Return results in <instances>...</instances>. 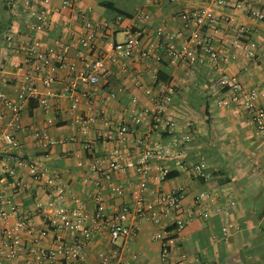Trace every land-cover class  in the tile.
<instances>
[{
	"label": "crops",
	"instance_id": "0c3cea01",
	"mask_svg": "<svg viewBox=\"0 0 264 264\" xmlns=\"http://www.w3.org/2000/svg\"><path fill=\"white\" fill-rule=\"evenodd\" d=\"M26 1L0 0V91L9 94L17 91L24 74L32 69L20 46L29 22L35 19L33 10L43 0H30V5ZM228 1L225 5L219 0H81L84 16L63 8L62 0L49 1L52 26L36 36L48 49L70 35L65 52L76 68L58 67L49 85L37 79L35 95L23 105L17 150L38 165L42 180H36L27 168L16 167L0 151V208L9 213L0 217V234L23 216L34 233L19 230L26 246L43 230L47 234L38 245L44 247H52L56 237L70 242L82 237L80 231L48 227L37 208L40 200L52 196L53 186L47 179L53 177L64 189L65 205L82 209L92 231L84 259L73 264H101L100 253L113 255L114 245L108 221L97 220L95 211L100 202L108 215L118 205L134 203L139 175L126 164L141 153L144 141L171 148L164 160L153 162L146 203L161 208L155 191L168 193L184 187L185 196L162 224L132 214L127 224H136L138 233L118 241L120 248L126 246L111 264H264V168L254 157L257 150L264 156V136L256 135L252 112L240 101L229 107L218 103L232 97L231 89L221 83L222 75L228 74L257 89V103L264 108V18L254 14L264 11V0ZM204 6L213 7L215 20L203 28L201 45L223 52L220 71L202 53V46L196 61L174 62L170 54L169 48L178 46L189 32L182 13ZM89 21L98 29L93 51L77 42ZM130 24L142 32L148 53L113 62L111 42L122 41ZM252 40L258 43L255 57L246 53ZM98 55L107 57V76L99 84L81 81L78 72L83 61ZM74 93L79 99L76 107L72 106ZM42 98L47 99L46 107ZM88 115L98 119L85 127L78 119ZM122 125L129 131L122 133ZM38 129L48 131L49 145L35 139ZM112 156L121 167L99 178L94 164ZM202 162L207 164L208 177L195 170ZM203 191L213 199H199ZM202 211L210 214L202 216ZM177 219L184 221L182 226ZM229 222L233 226L225 234L223 227ZM164 227L174 238L166 255L162 240L156 237ZM31 260L26 253L16 263L0 255V264H33Z\"/></svg>",
	"mask_w": 264,
	"mask_h": 264
},
{
	"label": "built area",
	"instance_id": "2783aa9c",
	"mask_svg": "<svg viewBox=\"0 0 264 264\" xmlns=\"http://www.w3.org/2000/svg\"><path fill=\"white\" fill-rule=\"evenodd\" d=\"M50 0H43L36 10H33L35 19L29 22V32L21 42V50L26 53L29 69L19 83V88L13 94L0 91V151L4 152L7 160L14 161L16 167L27 168L30 174L36 180H42L43 173L35 162L23 157L18 152V141L16 139V131L22 128L21 114L24 103L36 93V80L41 79L45 84L49 85L55 80V72L58 67L68 65L71 69L76 68V63H69L65 52L66 45L72 40L70 35L62 36L55 45L48 49L42 48V43L38 39L37 32L47 31L51 28L52 22L48 16L47 4ZM220 3L228 5V0H219ZM31 1L27 0L26 4L30 5ZM62 7L68 9H76L80 15L84 16V9L81 6V0H62ZM257 17L264 18V11H254ZM141 17H147L141 14ZM189 32L185 39L179 42L178 46L170 47L171 58L174 62L187 60L196 61L200 52L209 56L216 70H221V62L224 60L223 52L209 44L201 45L202 30L207 23L215 20V11L211 6H204L194 10L182 13ZM71 38V40H70ZM7 39L11 40L12 35L8 34ZM98 29L97 26L89 21L85 24V31L82 32L77 42L89 50L97 48ZM111 45L114 54L110 58L113 62H118L123 58L133 57L136 53H148L145 49L142 32L136 24L126 25L124 28V39L122 41H113ZM199 46L201 47L198 49ZM258 43L254 40L250 41L246 46V53L249 57L257 56ZM222 72V71H221ZM108 74L107 57L98 55L93 58L85 59L83 67L78 72V78L89 84H99ZM223 86H228L232 91V97L223 98L218 103L229 107L233 101H240L246 109L252 112L253 120L256 124V135L264 136V108L258 105V91L244 85L236 76L223 74L221 78ZM73 107L78 103L76 93L72 95ZM41 103L47 106V99L42 98ZM98 119L97 115L82 116L78 120L87 127L90 123ZM51 121V120H50ZM122 133L129 131L127 125L120 127ZM34 137L43 145L47 146L51 143L49 133L46 129H38L34 132ZM186 140H190V136H186ZM141 153L133 161H129L126 165L133 166L139 175V188L134 190V203L122 204L114 207L111 215L107 214L106 206L100 202L95 211L97 220H107L111 242L114 245L113 255L105 252L100 253L101 264H111L112 258L116 257L119 249L126 246H118V241L129 236H135L138 233L136 224H127L132 214L147 216L156 224H162L166 215L181 205L185 196L184 187L178 188L173 192L159 193L153 192L155 199L161 208H156L153 204H147L145 199V191L148 186V174H150L153 162L164 160L170 154V146L167 144L148 145L141 141ZM254 157L260 159L262 168H264V156L257 150L254 151ZM121 167V163L116 156H112L107 162H98L94 164V170L99 178L108 177L113 171ZM198 175L208 177L207 164L205 162L195 165ZM161 171L165 174L167 171L161 167ZM47 183L53 186L52 196L47 200H40L37 208L42 212L43 219L48 227L54 229H70L80 231L82 237L76 241L70 242L62 237H56L52 247L39 246L40 238L47 234L43 230L40 234L33 236V240L29 246H26L23 238L19 234L20 229L26 230L34 235L32 227L29 225L27 218L19 216L13 227H4L0 234V255L9 261L16 263L20 256L24 253L31 256L33 264H73L81 261L85 257V247L87 240L91 235V228L84 222V211L82 209H69L64 203V189L58 185L53 177L47 179ZM100 185V179L97 181ZM121 192L120 188H116ZM199 199H213L208 192H201ZM235 204V200L230 201ZM220 210V209H218ZM8 212L0 208V217L6 218ZM202 216H208L209 211H202ZM178 226H182L184 221L177 219ZM233 224L227 223L223 227V232L228 234ZM164 227L156 234V237L163 242V254L166 255L174 241L172 233ZM201 264V263H197Z\"/></svg>",
	"mask_w": 264,
	"mask_h": 264
}]
</instances>
